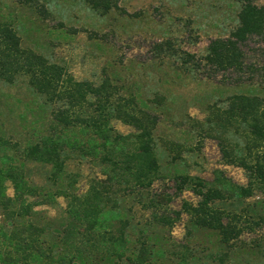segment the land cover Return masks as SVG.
I'll use <instances>...</instances> for the list:
<instances>
[{"label": "trees", "instance_id": "obj_1", "mask_svg": "<svg viewBox=\"0 0 264 264\" xmlns=\"http://www.w3.org/2000/svg\"><path fill=\"white\" fill-rule=\"evenodd\" d=\"M119 1L86 0L102 15ZM238 1L239 24L228 36L212 39L199 53L169 37L155 44V57L169 62L174 73L220 77L234 87L264 79V67L255 60L263 50L245 48L254 36L264 40V6ZM21 78L38 99L30 123L36 138L11 141L0 123V211L13 227L0 230V264H255L256 247L263 245L252 248L242 239L249 220L239 206L256 191L264 192V96L235 93L225 108L217 106L199 121L202 135L218 131L224 156L245 170L247 183L239 184L222 169L212 180L192 174L183 155L191 149L159 142L160 119L153 108L163 99L146 101L143 93L108 76L97 83L76 79L24 46L20 22L0 7V83ZM114 120L135 131L121 133ZM74 160L98 167L82 192ZM26 161L50 166L49 187L26 177ZM171 180L178 193L193 191L198 204L174 209L173 194L156 187ZM7 181L13 183V197L7 195ZM59 196L67 200L65 218L38 209ZM184 212L190 216L187 233L177 240L172 229Z\"/></svg>", "mask_w": 264, "mask_h": 264}, {"label": "rangeland", "instance_id": "obj_2", "mask_svg": "<svg viewBox=\"0 0 264 264\" xmlns=\"http://www.w3.org/2000/svg\"><path fill=\"white\" fill-rule=\"evenodd\" d=\"M257 2L264 6V0ZM0 4L5 13L20 22L24 46L64 66L76 79L97 83L108 76L143 93L146 101L163 99L155 102L157 107L153 108L160 119L155 136L164 146L175 142L183 144L185 150L191 149L183 155L192 174L212 180L214 172L222 169L239 184L247 183L245 170L224 156L219 142L224 138L218 131L203 136L199 121L212 116L217 106L225 108L226 99L235 93L264 96V79L258 76L245 86L234 87L233 81L221 82L220 77L192 78L174 73L169 62L155 57L153 49L157 42L172 37L183 48L201 52L212 39L228 36L238 26L241 11L238 0H120L119 7L105 15L93 10L86 0H38L34 4L2 0ZM247 47L250 51L251 48L263 50L255 60L264 67V40L254 36ZM26 84L23 78L0 83V123L11 141L36 138L30 123L34 120L31 108L38 99ZM113 123L121 133L135 131L122 120ZM71 166L82 173L78 189L85 191L89 176L97 173L98 167L78 160L72 161ZM23 169L35 184L50 186L49 165L26 161ZM160 186L173 194L174 209L183 210L185 202L198 204L200 200L189 189L178 193L173 180L166 185L157 183L156 187ZM6 191L8 196H14L11 181L6 182ZM66 207V198L59 196L56 203L38 209H44L52 218L62 219ZM239 207H243V214L249 220L242 239L252 248L263 245L256 247L260 257L255 264H264V192L256 191ZM189 218L184 212L173 227L172 236L177 240L185 237ZM5 226L12 227L0 211V230ZM2 241L0 238V247ZM249 255L252 259V252Z\"/></svg>", "mask_w": 264, "mask_h": 264}]
</instances>
